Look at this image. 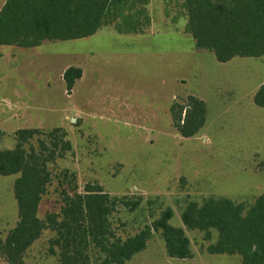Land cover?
<instances>
[{"label": "rangeland", "instance_id": "1", "mask_svg": "<svg viewBox=\"0 0 264 264\" xmlns=\"http://www.w3.org/2000/svg\"><path fill=\"white\" fill-rule=\"evenodd\" d=\"M182 3L142 0L139 18L146 16L147 25L139 34L102 26L83 39L32 49L0 46V150L14 148L19 129L65 134L72 149L49 165L39 219L59 211L72 186L65 172L74 176L78 193L99 186L114 200L116 238L137 234L171 208L169 223L183 228L193 258H170L160 233L151 232L146 249L125 264H241L236 255L208 254L216 233L209 241L185 229L180 212L188 201L223 197L252 204L264 194V109L253 103L264 83V58L219 63L213 53L196 49ZM69 67L82 75L67 92L62 75ZM189 97L202 101L206 114L203 127L184 138L170 110L174 104L187 109ZM18 177L0 176L2 240L18 219ZM51 237L43 231L24 252V263L57 264L48 253Z\"/></svg>", "mask_w": 264, "mask_h": 264}, {"label": "trees", "instance_id": "2", "mask_svg": "<svg viewBox=\"0 0 264 264\" xmlns=\"http://www.w3.org/2000/svg\"><path fill=\"white\" fill-rule=\"evenodd\" d=\"M141 5L142 0H6L0 10V46L32 49L43 42L91 37L102 26H112L119 34H139L147 25L146 16L144 22L139 18ZM182 8L195 48L213 53L217 62L264 58V0H183ZM81 75L79 68L64 71L67 92ZM253 103L264 109V83ZM170 113L181 137L190 138L203 127L206 109L202 101L189 97L187 109L174 104ZM61 131L19 129L14 148L0 150V176L19 174L13 185L18 219L6 238H0L1 260L25 264L24 252L45 230L52 233L48 253L57 264H125L146 249L151 232L160 233L170 258H193L183 228L169 223L171 208L137 234L116 238L110 224L114 200L99 186L87 185L83 194L78 193L74 176L66 172L64 179L72 186L63 192L59 211L39 219L38 207L51 181L49 165L72 149ZM2 136L0 131V140ZM180 221L209 241L216 233V240L206 247L208 254L236 255L241 264H264V194L252 204L223 197L188 201Z\"/></svg>", "mask_w": 264, "mask_h": 264}, {"label": "crops", "instance_id": "3", "mask_svg": "<svg viewBox=\"0 0 264 264\" xmlns=\"http://www.w3.org/2000/svg\"><path fill=\"white\" fill-rule=\"evenodd\" d=\"M5 2H6V0H0V10L3 7V5H4ZM7 47H10V48H18V47H14V46H7ZM20 49H23V48H20Z\"/></svg>", "mask_w": 264, "mask_h": 264}]
</instances>
